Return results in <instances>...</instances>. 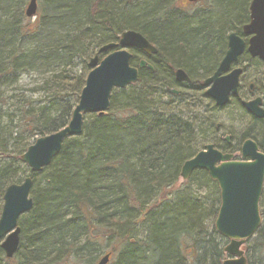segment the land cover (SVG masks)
<instances>
[{
  "label": "trees",
  "instance_id": "1",
  "mask_svg": "<svg viewBox=\"0 0 264 264\" xmlns=\"http://www.w3.org/2000/svg\"><path fill=\"white\" fill-rule=\"evenodd\" d=\"M28 1L0 0V132L9 127L12 143L10 153L0 149V212L9 185L33 181V205L17 223L19 249L11 260L0 249V264H93L100 244L117 252L114 264H221L217 185L198 170L174 185L183 162L214 143L209 117L219 110L199 84L219 65L227 35L242 37L251 0H213L189 18L172 9L176 0H36L33 21L24 15ZM123 31L155 48L144 57L153 70H139L135 85L114 90L108 112L85 116L81 136L32 173L19 157L68 125L87 60ZM132 55L135 68L143 55ZM241 60L262 67L246 53ZM179 68L189 85L175 84ZM25 75L36 77L32 87L5 97ZM230 106L248 118L238 101ZM17 116L23 128L14 124ZM248 119L264 129L263 120ZM242 137L264 153L251 134ZM259 259L264 264V252Z\"/></svg>",
  "mask_w": 264,
  "mask_h": 264
},
{
  "label": "water",
  "instance_id": "2",
  "mask_svg": "<svg viewBox=\"0 0 264 264\" xmlns=\"http://www.w3.org/2000/svg\"><path fill=\"white\" fill-rule=\"evenodd\" d=\"M195 3L197 0H184ZM36 0H29L24 15L34 18L37 11ZM249 22L242 27L243 36L249 37L247 43L235 33L227 36L226 52L212 77L202 82L205 96L216 107L224 108L230 98L238 97V80L241 70L234 68L228 72L244 52L251 59L264 64V0H251ZM142 55H156L155 48L140 33L123 31L116 43L102 45L89 60L90 72L85 77L78 103L72 110L68 125L48 136L40 137L20 156V161L32 173L40 174L61 152L63 143L73 137H80L83 119L87 115L103 116L110 107V97L114 90H125L138 81L139 70H153L152 66L141 60L132 67L129 51ZM104 55L100 60L99 56ZM223 73H227L223 75ZM223 75V76H222ZM173 76L178 83L189 84V77L178 69ZM170 94L176 91L169 90ZM245 111L256 119L264 118L260 100L241 104ZM240 160L232 161V156L215 150L211 144L183 162L180 180L186 181L196 170L208 174L219 191V209L213 228L218 236L227 241L222 249L224 258L221 264H247L241 247L251 239L261 224L259 201L264 185V154L250 139L240 148ZM32 181L25 178L19 185H9L4 191L0 212V249L4 258L11 260L19 249L20 230L17 225L22 215L33 205L30 199ZM107 254L97 264H108Z\"/></svg>",
  "mask_w": 264,
  "mask_h": 264
},
{
  "label": "rangeland",
  "instance_id": "3",
  "mask_svg": "<svg viewBox=\"0 0 264 264\" xmlns=\"http://www.w3.org/2000/svg\"><path fill=\"white\" fill-rule=\"evenodd\" d=\"M212 1L213 0H198L197 3H194V4L187 3L186 4L182 0H176L172 9H175V10L179 9V12H181L184 16L189 18L190 16L197 15L201 12H207L209 9L208 7ZM129 53L132 55L133 51H129ZM94 54L90 55V58L87 60V64ZM99 58L101 59L102 57L100 56ZM142 59L143 61L145 60L143 56H142ZM242 65H247L246 67L247 70H245V75L243 77V81L244 82L246 81L245 83H247L246 88H244V84L241 83L242 90H241L240 95H241L242 100L246 101V99L251 97V94H249L247 87L249 83L253 82L250 78L255 79V77L259 78L261 83L259 84V86L257 85V87H255L252 90L253 91L252 94L256 97L261 95L264 98V69L250 62L249 64L242 62ZM34 81H36V77L33 75L21 76L20 80L18 81L19 82L18 87L15 90V92L14 90H7L4 93L5 97L15 95L20 90H21L20 92H22L27 89H30ZM209 118H211L210 120H212L213 122V125H211L209 128L210 130H208L209 132L207 131L209 136L215 132L216 130L215 125H219L221 131L219 130L218 136L221 137L222 139L223 137L230 136L231 139H234L235 142H237L240 140L239 138L240 136H242L241 134L248 133V134H251L252 137L256 139L257 143H261V148L264 150V129L263 130L261 129L260 131L259 130L260 128L258 129V127H254L253 125H250V120L248 118L247 119L244 118L234 106L232 107L230 106L223 111L214 113L213 115L211 114ZM14 124L15 125L17 124V126H20L23 128L22 120L20 119V116L16 117ZM9 129H10L9 127L5 126L3 131L0 132V149L2 150L1 152L6 151V153H10L12 151L11 149L12 143L11 141H9L10 139H9V134H8ZM230 143H233V142H230ZM201 150L202 149H198V151H201ZM233 155H234L235 161L238 162L240 160V153H236ZM181 183L182 181L179 179V182L176 185H174L175 186L174 189L178 188L179 184ZM261 193H262V196L260 198L259 204L261 205V209L264 213V185H263V189ZM258 230H260V232L255 233L251 239L246 240L244 244L242 245V247L240 248L244 253V257H245V260H247V264H257L260 260L259 259L260 255L263 254L264 252V248H262V245L264 244L263 243L264 242V216H262L260 228ZM226 245H227V241L225 240V242H223L220 248L223 249ZM100 247L103 250V252L99 253L100 255L99 258L93 264H97L100 258L107 255V252H110L109 250L112 251V246L106 248L104 244H100ZM116 253L117 252L112 251L110 252V254H108L110 256L108 264H114L117 258Z\"/></svg>",
  "mask_w": 264,
  "mask_h": 264
},
{
  "label": "flooded vegetation",
  "instance_id": "4",
  "mask_svg": "<svg viewBox=\"0 0 264 264\" xmlns=\"http://www.w3.org/2000/svg\"><path fill=\"white\" fill-rule=\"evenodd\" d=\"M182 1H184V0H182ZM186 4L188 3V4H194V3H190V2H188V1H184ZM198 2V0L195 2V3H197ZM246 25V24H245ZM242 40H244L245 41V43H247V41L249 40L248 38L249 37H247V36H243V34H242V37H240ZM226 39H227V37H226ZM226 45H227V41H226ZM225 50H226V47H225ZM226 52V51H225ZM225 52H224V54H225ZM246 53V51L244 52V54ZM141 54V53H140ZM244 54L241 56V57H239L238 58V60L236 61V63L230 68V70L228 71V72H230V71H232V70H234V68H238V69H240L241 70V75H240V77H239V80H238V84H239V88H238V97H235V98H230L229 99V102L225 105V107L224 108H219V107H216L215 105H214V103L210 100V99H208L206 96H205V91H206V89L205 88H203L202 87V82L203 81H205V80H207V79H209L210 77H212V75H213V73L215 72V70L218 68V66L215 68V70L212 72V75H210L208 78H206V79H203L201 82H200V90L201 91H203V93H204V96L206 97V99L208 100V102L210 103V105H212L213 107H216V109H218L219 111H223V110H225L226 108H228L229 107V104L232 102V101H238V103H239V106H241L242 108H243V110H244V112H245V114L248 116V118H253L254 120H256V121H258V120H263L264 121V118H262V119H256V118H254L253 116H251L248 112H246L245 111V109H244V107L241 105L242 103H247V102H251V101H254V100H256L257 98L260 100V107L263 109V111H264V98L260 95V96H254L253 94H252V90L255 88V87H257V85L259 86V84L261 83V81H260V79L259 78H256L255 77V79H253V78H250L253 82L252 83H249L248 84V92H249V94H251V97L250 98H248V99H246V101H244V100H242V98H241V90H242V84H244V88H246V86H247V83H245L244 81H243V77H244V75H245V70H247L246 69V67H247V65H242V57L244 56ZM247 54V53H246ZM142 55V54H141ZM224 56V55H223ZM247 56H248V54H247ZM143 57H150V56H145V55H143ZM249 57V56H248ZM223 58V57H222ZM250 58V57H249ZM251 59V58H250ZM222 60V59H221ZM220 60V61H221ZM251 60H255V59H251ZM257 60V59H256ZM255 60V61H256ZM145 61V60H144ZM220 61H219V64H220ZM258 61V60H257ZM260 62V61H259ZM145 63L146 64H148L147 63V61H145ZM260 64L262 65V69H264V64L262 63V62H260ZM149 65V64H148ZM147 69V68H146ZM180 69V68H179ZM176 70H178V69H174L173 71H172V76H173V74H174V72L176 71ZM184 72V71H183ZM185 73V72H184ZM227 73H223V75H226ZM222 75V76H223ZM188 76V75H187ZM173 79H174V82H175V84L177 85V86H180V85H189L190 84V82H189V84H186V83H178L177 81H176V79H175V76H173ZM242 83V84H241ZM169 90H173V89H169ZM169 90H168V94H170L169 93ZM174 91H176V90H174ZM171 95H174V96H178L179 95V92L178 91H176V94H171ZM250 120V119H249ZM253 123H252V121L250 120V125H252ZM254 127H256V126H254ZM215 132H214V134L211 136V138H212V140L214 141V143L213 144H211L213 147H214V149L215 150H218V151H220V152H222L223 154H225V155H227V154H229V155H231L232 156V161L234 160L235 161V159H234V155L233 154H236V153H240V148H241V146H242V144L245 142V141H247L246 139H243V137L242 136H240V140L239 141H237V142H235V140L234 139H231V137L230 136H226V137H223V139L221 138V137H219L218 136V134H219V130H220V126L219 125H215ZM221 131V130H220ZM242 135V134H241ZM221 138V139H220ZM249 139V138H248ZM251 140V139H250ZM253 141V140H252ZM230 142H233V143H230ZM254 142V141H253ZM255 144H256V142H254ZM206 145H208V144H206ZM257 145V144H256ZM257 148H258V146H257ZM204 149V148H203ZM202 149V150H203ZM259 151H261L260 149H259ZM262 152V151H261ZM263 153V152H262ZM264 154V153H263ZM25 179V178H24ZM23 179V180H24ZM22 180V181H23ZM32 181V180H31ZM32 184H33V181H32ZM110 259V258H109Z\"/></svg>",
  "mask_w": 264,
  "mask_h": 264
},
{
  "label": "bare ground",
  "instance_id": "5",
  "mask_svg": "<svg viewBox=\"0 0 264 264\" xmlns=\"http://www.w3.org/2000/svg\"><path fill=\"white\" fill-rule=\"evenodd\" d=\"M234 33V32H233ZM233 33H229L227 36H229L230 34H233ZM153 56V55H152ZM100 57V56H99ZM139 79V78H138Z\"/></svg>",
  "mask_w": 264,
  "mask_h": 264
}]
</instances>
